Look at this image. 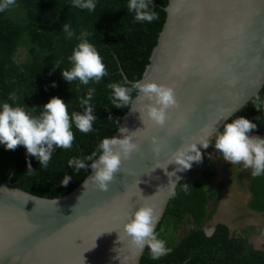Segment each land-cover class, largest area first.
<instances>
[{
	"label": "water",
	"instance_id": "95a60500",
	"mask_svg": "<svg viewBox=\"0 0 264 264\" xmlns=\"http://www.w3.org/2000/svg\"><path fill=\"white\" fill-rule=\"evenodd\" d=\"M164 9V24L136 82L173 88L178 107L164 127H156L141 119L147 101L133 97L113 137H123L120 129L135 132L140 150L122 161L107 191L91 182L84 187L92 170L71 191L51 198L13 186L10 177L1 182L0 264H139L144 250L129 245L122 225L144 204L161 220L172 196L169 181L178 179L177 185L191 169H161L167 157L218 121L209 141L258 95L264 84V0H168ZM152 137L159 155L151 151Z\"/></svg>",
	"mask_w": 264,
	"mask_h": 264
},
{
	"label": "trees",
	"instance_id": "16d2710c",
	"mask_svg": "<svg viewBox=\"0 0 264 264\" xmlns=\"http://www.w3.org/2000/svg\"><path fill=\"white\" fill-rule=\"evenodd\" d=\"M147 2L149 10L158 16L151 23L135 21L134 13L128 11V0H94L93 11L73 7L72 0H16L17 7L0 12V105L20 106L32 116H38L41 107L52 97H57L67 104L71 115L73 111L83 112L79 101L86 96L88 88H94L90 103L96 116L89 133H81L73 125L72 147L55 148L46 168L28 155L22 145L14 150L0 145V183L10 177L13 186L51 198L68 193L88 175L90 167L76 172L68 161L84 159L97 151L102 139L112 137L117 131L121 116L130 106L115 108L108 85L130 86L141 78L149 62L165 21L164 8L168 0ZM65 23L77 36L81 31L90 33L87 40L102 57L107 71L99 82L82 85L78 80L68 83L62 78L61 70L70 69L68 57L79 43L75 36L66 38L62 31ZM121 70L131 83L125 81ZM10 93L18 97L15 102L9 98ZM136 94L132 92V98ZM258 95L264 98V84ZM255 98H250L224 123L243 117L256 124L251 131L264 135V112L253 106ZM223 125L219 132L223 131ZM214 153L217 158L221 157L218 150ZM90 163L86 161V164ZM29 165L33 171H29ZM236 168L229 170L230 177L222 183L229 186L233 182L238 188L246 187L252 192L251 208L264 213V175L253 178L250 169L242 165ZM214 172L208 169L202 178L191 182L181 179L177 183L176 194L170 197L155 229L169 251L159 259H153L145 247L139 264H264V244L253 247L247 231L246 235L230 236L227 226L219 223L214 232L207 235L199 226L215 210V207L208 208L209 203L218 200L221 187H213ZM66 175L72 179L64 186L61 182ZM185 184L188 185L187 192L184 191ZM185 221L189 227L184 233L177 234Z\"/></svg>",
	"mask_w": 264,
	"mask_h": 264
},
{
	"label": "clouds",
	"instance_id": "9594fccd",
	"mask_svg": "<svg viewBox=\"0 0 264 264\" xmlns=\"http://www.w3.org/2000/svg\"><path fill=\"white\" fill-rule=\"evenodd\" d=\"M17 6L16 0H0V12ZM72 6L89 11L95 10L96 7L94 0H72ZM127 7L129 12L134 13L137 22L151 23L158 19L157 14L149 10L147 0H128ZM62 31L66 38L72 39L75 36L79 41L68 57L70 69L61 70L62 78L68 83L78 80L82 85H88L90 81L99 82L107 75V71L102 57L87 40L90 33L81 31L77 36L67 23L63 25ZM108 88L111 89L110 99L117 109L128 106L133 99L131 93L137 92V99L147 101L140 111L141 119H147L156 127H164L169 119V111L178 107L174 89L152 81L133 82L130 86L112 83ZM94 93V88H88L86 96L79 101L83 112L73 111L71 115L67 104L57 97H52L45 103L38 116H32L23 107L3 103L0 105V145H4L8 150H14L22 145L28 155L35 157L39 165L46 168L55 148L72 147L75 139L73 125L85 134L93 130L96 116L93 115L94 107L90 101ZM9 98L13 102L18 99L15 93H10ZM253 106L264 112V98L257 95ZM215 124L211 128L206 127L200 140L195 143H183L180 148L172 151L163 168H156L164 169L168 164H175L176 171L190 169L193 162H199L202 158L197 144L201 148L209 146L207 136L215 131ZM255 128L256 124L243 117L232 119L231 122L224 123L223 131L216 135L214 142L215 149L225 162L250 169L253 178L264 175V138L248 135ZM120 131L124 133L122 138L113 136L103 138L97 151L90 156L68 161V165L74 166L76 172L86 167L91 168L93 174L87 178L84 187L91 182L99 191H107L115 178V173L121 170L122 161L140 150V145L135 140V132L128 133L126 129ZM151 145L153 154L159 155L161 148L155 137L151 138ZM86 161L91 162L90 165L86 164ZM29 171H33L30 165ZM167 175L172 177L175 172H168ZM71 179L70 176H64L61 185L66 186ZM176 181L170 180L167 185L172 196L176 194ZM187 186L185 184V192ZM158 221L159 213L152 206L144 204L137 207L122 225L123 235L127 237L129 245L138 252L146 247L153 259H159L169 251L166 242L159 239L156 234Z\"/></svg>",
	"mask_w": 264,
	"mask_h": 264
},
{
	"label": "rangeland",
	"instance_id": "374dc122",
	"mask_svg": "<svg viewBox=\"0 0 264 264\" xmlns=\"http://www.w3.org/2000/svg\"><path fill=\"white\" fill-rule=\"evenodd\" d=\"M216 135H214L208 141L209 146L207 148L201 149V160L199 162H193L192 167L189 171V175L186 178L188 181L191 182L195 179L202 178L204 177L203 175L206 174V170L212 169L215 170V180L213 182V187L219 186L224 174L222 171L223 160L217 158L214 153V142ZM248 135L256 136L251 132H249ZM260 138H264V135ZM237 179H239L238 176ZM229 184V186L225 185L223 190L221 189V191L223 192L220 199H222L223 202L217 209V211L213 213L212 217L210 218V223L215 222V220H222L228 223L231 227L253 225L254 227L250 228L249 238L254 243L255 247H261L262 244H264V213L249 211L246 201L249 198L250 193L246 187L238 188L237 183L233 182ZM245 205L246 207L242 209V207ZM242 211H244L245 213H243L241 217H239ZM186 228L187 224L183 223L177 230V234L184 233Z\"/></svg>",
	"mask_w": 264,
	"mask_h": 264
},
{
	"label": "flooded vegetation",
	"instance_id": "af4514ba",
	"mask_svg": "<svg viewBox=\"0 0 264 264\" xmlns=\"http://www.w3.org/2000/svg\"><path fill=\"white\" fill-rule=\"evenodd\" d=\"M253 135L255 134L257 137H262L263 135H258V134H256L255 132H253V131H250ZM217 155H219L218 153H217ZM220 158V160H223L222 159V156L221 157H219ZM237 167V165H230L229 163H227V162H225L224 160H223V176H222V179H221V182H220V184H219V186L218 187H221V189L223 190V188L225 187V185L227 186V183H225V185L222 183V182H224V181H226L227 182V180H228V178L230 177V175H229V170L231 169V168H236ZM239 167V166H238ZM237 169V168H236ZM249 177H246V179H248ZM221 189H220V191H219V195H218V200H217V202H210L209 203V209H212V208H214L215 207V210H214V212L215 211H217V209L220 207V205L222 204V199H220V197H221V195H222V192L223 191H221ZM249 193H250V195H249V198L247 199V201H246V204H247V207L249 208V211H253L254 212V209L253 208H251V206H250V201H251V199H252V192L251 191H249ZM216 205V206H215ZM246 207V205L245 206H243L242 207V209L243 208H245ZM240 208V207H239ZM246 211V210H245ZM213 212V213H214ZM243 213H245L244 211H242L241 212V214L239 215V217H241V215L243 214ZM213 215V214H212ZM212 215L210 216V217H208L203 223H201L199 226H201V228H202V230H203V232L205 233V234H207V235H210V234H212L213 232H214V230H215V228H216V226H217V224H219V223H223V224H225L226 226H227V229H228V233H229V235L230 236H235V235H239V234H245L246 235V232L245 231H247V237H248V241H249V243H251L252 244V246L254 247V243L250 240V238H249V232H250V228H253L254 226L253 225H246V226H239V227H231L228 223H226L225 221H222V220H215V222H212V223H210V218L212 217ZM184 223H186L187 224V221H185ZM189 226H188V224H187V228H188ZM179 234V233H178Z\"/></svg>",
	"mask_w": 264,
	"mask_h": 264
}]
</instances>
